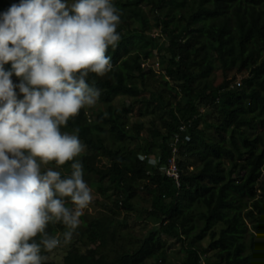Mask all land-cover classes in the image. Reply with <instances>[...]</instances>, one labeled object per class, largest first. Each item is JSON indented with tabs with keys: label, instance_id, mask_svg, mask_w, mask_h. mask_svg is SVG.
Segmentation results:
<instances>
[{
	"label": "trees",
	"instance_id": "obj_1",
	"mask_svg": "<svg viewBox=\"0 0 264 264\" xmlns=\"http://www.w3.org/2000/svg\"><path fill=\"white\" fill-rule=\"evenodd\" d=\"M80 1L49 21L37 1L0 0V204L41 229L26 246L0 231V264H43L60 231L75 239L62 264H158L166 238L182 243V264H264V237L261 250L245 239L248 222L264 234V0H108L105 27ZM154 58L159 79L144 64ZM116 97L133 102L116 108ZM150 115L158 125L145 126ZM19 136L42 138L68 172L41 171ZM173 156L180 185L162 170ZM83 173L98 198L72 176ZM96 202L97 216H71ZM124 213L153 227L135 237Z\"/></svg>",
	"mask_w": 264,
	"mask_h": 264
},
{
	"label": "rangeland",
	"instance_id": "obj_2",
	"mask_svg": "<svg viewBox=\"0 0 264 264\" xmlns=\"http://www.w3.org/2000/svg\"><path fill=\"white\" fill-rule=\"evenodd\" d=\"M34 1H37L35 5H33L32 7L37 12L36 13L37 15H35V18L42 16L43 17L42 19H46L49 21H54L55 19H57L58 15L61 12L76 11L78 4L81 2L80 0H70V1H67L66 3H61L59 2L61 0H54L52 3L48 0V3L45 4L44 6L42 1H39V2L38 0H34ZM106 2H108V0H91L90 2L91 6H89L90 8L89 10L91 11L89 12L88 16L90 17L91 15H94L102 27H105L106 23H105L104 18H102L99 14L100 12H102V10L106 8ZM39 9H41L42 11H40ZM144 64L148 67L153 68V70L159 74V76H157L156 79L160 78L161 76L160 74L162 73V68L157 59L154 58L150 61L148 60ZM217 74H218L217 75L218 81L216 83L221 82L222 80V78L219 75L220 73L218 72ZM20 84L21 83H19V85ZM1 89H2V86L0 84V90ZM130 102H133V99H130L127 97H116L112 101V106L116 108H123V106L129 104ZM141 105L143 107L145 104L142 103V104L137 105L136 109L140 108ZM86 108L89 110L88 112H89L90 119H93L95 114L98 113L99 104H97L96 100L94 101V99H90L89 101H87ZM141 120L145 123L146 127L150 126L151 120H154L156 122V125L159 124V120L156 119L154 115L141 118ZM132 121H137V120L136 118H132ZM144 134H146V131H144ZM42 141H43L42 138H35V139L30 140L28 137H21V136L13 137L11 139V142H19L20 144L25 145L26 147H29V148L33 147L36 149V157L39 161V169L41 171H48V172L55 171V172L67 173L68 171L66 169L52 164V156L50 155L49 151L40 145ZM78 146L79 147H75L74 145H69L68 150L77 151L80 153H84L87 151L83 145H78ZM103 160L104 162H106L105 159ZM72 176L73 178H75V180H77L81 184V187L87 190V192L92 196V198H98V194H97L98 192L96 191V189H94L90 185L92 181H90L87 178L86 173H83L80 177H77L75 174H72ZM100 211H101V207L99 203L97 202L93 204H86V205L84 204L81 207H76L72 209L71 216L75 217L76 219H78L79 214L87 213L93 216H97ZM12 215H13V209L11 208V199L4 198L0 204V231L5 232V233L14 234L15 238L19 241V243L23 246H26L25 240L29 238L30 236L37 235L41 231L38 225V222H36L32 214L21 212L19 213V218H18L19 221L16 225L14 221H10V218ZM122 219H124L127 222L128 230L132 232V234L135 237H138V238L145 235L148 232V230H150L153 227L152 222H149L146 224L144 221L139 220L137 218V214H134V213L133 214L124 213L120 220ZM10 222H12V225L15 226V229H13L12 231L8 230L7 228V225ZM248 225H249V232L246 233V238H245L246 244L250 246L252 242L251 234L254 233L255 240L257 242L255 244L256 248L261 250V244L263 242L264 234L254 232L251 229L252 224L250 222H248ZM67 233L68 232H65V231L58 232L55 238L52 241H50L48 244H46L45 247L52 248V251L50 252L49 255L43 254L41 256L43 260V264H62L63 258L66 255V251L69 250V248L72 246L73 243H75L74 241L75 239H72V238L71 239L67 238V242L63 243L62 238L67 237L69 235ZM56 241H59V243L56 244ZM210 243H211V238L206 237L204 240H202L201 246L202 248L207 249L209 248ZM164 246H165V251L167 253V258L164 262L162 263L158 262V264H182L186 256V253L183 250L184 247L182 243H179L178 241L172 238H166V241L164 242ZM213 255H214V252L210 251L208 253V257H210V259L208 258L206 261L212 262L213 260L211 259V257ZM152 263L154 264V261L151 260V261H146L143 264H152ZM202 264H206L204 259H203ZM252 264H263V261L262 259H255Z\"/></svg>",
	"mask_w": 264,
	"mask_h": 264
},
{
	"label": "built area",
	"instance_id": "obj_3",
	"mask_svg": "<svg viewBox=\"0 0 264 264\" xmlns=\"http://www.w3.org/2000/svg\"><path fill=\"white\" fill-rule=\"evenodd\" d=\"M241 84L239 83L238 86H240ZM186 126L185 125H181L179 130L180 132H184L186 130ZM179 134H176L175 136V141L178 142L179 140ZM173 153L174 155L177 153V148L174 147L173 148ZM142 160H145V157L141 158ZM148 162L150 165L156 166L159 163V158H154V157H150L148 158ZM164 174H166L169 178H172L176 181V183L178 185L179 184V179H180V172H179V168L175 159V156L171 157L168 159L167 164L162 168ZM56 244H58V241H56Z\"/></svg>",
	"mask_w": 264,
	"mask_h": 264
}]
</instances>
